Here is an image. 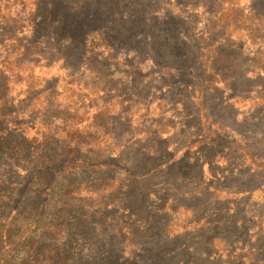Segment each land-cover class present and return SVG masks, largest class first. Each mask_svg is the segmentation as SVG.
Listing matches in <instances>:
<instances>
[{"label":"rangeland","instance_id":"obj_1","mask_svg":"<svg viewBox=\"0 0 264 264\" xmlns=\"http://www.w3.org/2000/svg\"><path fill=\"white\" fill-rule=\"evenodd\" d=\"M35 2L1 0L0 20L6 17L10 22L8 28L16 34L12 31L3 39L0 37V42L12 34L19 38L17 44L5 42L0 46V122H10L7 118L12 115L22 126L20 135L24 137L19 148L0 151V188L10 192L4 197L10 200L8 207H12L16 198L22 200L23 209L30 211L33 204H41L44 220L40 224L51 228L56 225L48 233L56 234L54 240H59L63 247L68 245L69 235L75 234L69 224L89 216V226L101 229L100 237L90 236L82 245L74 246L72 264H79L76 259L83 256L93 258L105 246L109 248L102 252L101 258L106 264L114 263L116 253L109 242L110 224L125 225L123 232L129 236L126 245L132 234L133 243L137 241L135 247L126 246L124 256H131L128 264H148L161 255L167 248L165 230H181L187 220L188 231L195 235L194 243L198 244H202L204 229H212L213 236L220 234L222 224H264V191L254 189L264 182V165L250 166L249 159L232 161L231 152L224 151L227 139L237 140L232 146L235 154L242 155L241 150L248 143L253 147L252 153L256 152L264 161V146L260 143L264 140V128L260 129L264 125L260 119V112L264 113V95L261 97L264 78L254 77L256 66L264 68V65L253 57L254 50L233 52L225 42L224 46L212 48L213 53L209 51L216 61L205 75L206 82L213 83L205 105L213 107L214 122L222 127L215 125L216 131L208 129L212 131L209 139L214 144L208 146L210 150L189 156L199 149L196 142L203 139L206 129L196 107L188 104L187 109L182 108L190 97V79H167L157 71L161 63L156 56L141 51V47L128 48L117 42L93 63H61L48 53L47 61L40 60L41 53L29 49L26 52L30 36L26 18ZM175 2L187 6L184 8L188 21L181 26L188 27L196 48L201 42L196 29L204 30L207 22L208 26L217 27L212 40H219L226 28L235 39L242 38L234 42L240 43L242 49L246 38H249L246 44L254 48L264 45L261 0H227L213 18L206 15L216 8L210 0H155L151 5L152 16L170 18L171 10L168 14L158 11ZM130 7L134 8L135 3L130 2ZM250 8L261 21L252 18ZM137 41L140 43L137 39L134 44ZM42 47L48 48L47 43ZM261 55L264 62V49ZM243 73L247 80L243 79ZM36 115L38 119L32 125L30 117ZM216 132L227 138L217 141ZM160 141L168 146L170 156H162ZM141 148L151 154L150 163L180 159L177 168L188 176V181L178 187L158 172L148 182L126 189L129 181L126 172L136 167L133 163ZM222 153L223 157H219ZM189 160H194L192 166ZM196 161L202 164V177L196 170ZM35 168L42 170L35 176L42 180V185L57 179L55 187L47 193L41 188L37 195L38 188H31L22 198L26 180L30 185L38 181L26 175ZM212 168L216 173L213 174ZM166 201L171 202L173 209H179L171 224H164L166 216L160 213ZM145 221L149 224H144ZM22 224H29V220ZM226 235L228 240L233 237ZM211 236L204 237L205 242ZM240 241L246 242L245 238ZM123 247L124 244L118 245L119 249ZM217 248L222 250L221 245L217 244Z\"/></svg>","mask_w":264,"mask_h":264},{"label":"trees","instance_id":"obj_2","mask_svg":"<svg viewBox=\"0 0 264 264\" xmlns=\"http://www.w3.org/2000/svg\"><path fill=\"white\" fill-rule=\"evenodd\" d=\"M255 1L257 0H252V2ZM261 1L264 2V0ZM130 2L135 3L134 8H129ZM154 2L155 0H36L34 5H32L28 18H26V29H29L30 34L27 38L28 46L26 52L29 49L35 53H41L40 60L45 59L47 57L46 53H48L55 55L56 61H60L61 63L70 62L78 65L76 63H93L101 59L102 54L108 53L111 45L116 42L120 45L124 44L128 48L141 47V51L158 58L161 65L158 66L157 71L162 73V76L164 75L167 79L172 78L171 81L176 79V77L190 79V86L188 85L190 97L187 99L188 102L182 105V108L185 109L186 105L188 108V104L196 107L195 110H198L200 119L204 122L206 129L203 139L196 142V144L200 145L199 149L194 153H189V156H193L195 153L202 155L205 150H210L208 146L214 145L210 142L209 136L212 135L211 132L213 130H217L213 129V127L219 125L214 122L213 107L210 109L205 105L208 96L207 92L211 90V86L213 85L210 81L206 82L205 75L207 72H210V68L215 65L216 61L211 54L214 52L212 48L224 46L225 42H227L229 46L227 48L233 50V52L236 50L239 53L241 51L246 53L249 50H254L252 51L253 57L264 65V62H262L263 55H261L264 45L254 48L252 45L246 44V40L249 39L246 38L244 39L245 42L241 44L243 46L242 49L238 45L240 43H234L242 38L235 39L226 28V30L223 29V36L219 40H212L211 36H214L217 27L215 24L213 27L208 26L207 22L204 24V30L201 28L196 29L197 37L201 40L199 47L196 48V43L193 41L191 33L188 32V27L183 28L181 26V24H186L188 21L184 8L187 6H182V4L176 2L170 6L168 3L158 12L168 14L169 10H171L169 12L171 14L170 18H162L163 16L159 15L153 17L151 5ZM210 2L216 8L209 10L206 15L208 18H213L219 15V10L225 5L227 0H210ZM249 11L254 14L253 19L261 21L252 8ZM8 21L6 17L0 20V37L2 39L4 35L15 31L8 28L7 24L10 23ZM15 34L10 35L9 38H5V40L0 42V46L5 42L11 44L16 42L17 44L16 40L18 36ZM38 35L43 36H41L39 41H36ZM137 39H140V43L137 41V44H134ZM229 40L234 44L230 43ZM44 43H47L48 48L42 47ZM210 50H212L211 53L209 52ZM172 71L173 73L170 74ZM242 76L244 80H247L246 73H243ZM254 77L264 78V68L256 66ZM205 83H207V86ZM217 83H220L219 78L217 79ZM183 88L187 89V87ZM263 95L264 90L261 93V97ZM193 96H196V98ZM262 104L264 105L263 102ZM218 108L216 107V109ZM7 119L10 122H0L1 152L17 149L21 146V142L24 141V137L20 135L22 134L20 131L22 126L15 122L12 115ZM37 119V115L30 117L32 125H34ZM260 119L264 122L263 112H260ZM8 124L13 126L9 128ZM219 126L222 127L221 125ZM263 128L264 125L262 124L260 129ZM208 129H212V131ZM214 136L217 141L227 138L218 132L214 133ZM227 142L224 143V151L226 153L231 152L232 158L230 160L244 162L249 159L251 160L250 163H252L250 166L255 167L254 164L257 163L260 167L264 165L262 158L257 156L256 152L252 153L253 147L249 146L248 143L242 148V155L238 156L235 154L236 152H233L232 147L238 141H229L227 139ZM260 143L264 146V140ZM160 144L163 146V148L161 147L162 156H170L168 146L164 145L162 141H160ZM189 145L191 147L195 143ZM187 149L188 143L185 147V150ZM150 155L146 149H140L139 157L133 163L136 167L126 172L129 179L128 188L126 187V189L148 182L147 179L154 177L158 172L166 177V181H171L178 187H183L184 183L188 181V176L184 172H181V169L178 170L177 168V165L181 164L179 162L180 159L176 161L168 159L162 164H160L159 160L157 163H154L155 160L150 163L148 157ZM219 155V157H223V153ZM193 161L189 160L188 164L192 166ZM212 163L213 161H211L209 166ZM201 168L202 164L196 161V170L198 171V175L202 177ZM210 170L213 171L215 168ZM40 173H42V170L35 168L29 170L26 175L30 176L33 180ZM214 173L216 172L213 171ZM253 173H255V170ZM36 179L38 180L39 177ZM56 181L57 179L50 181V183L44 186L42 185V180H38L36 184L32 185H30L29 180H26L22 198L29 193L31 188H38L35 193L36 195L41 188H44L43 193H47L51 190V187H55ZM168 186L170 185L168 184ZM254 189L264 191L263 180ZM9 194V191L0 188V264H72L75 257L74 246L82 245L84 239L90 236H93L94 239L100 237L101 229L94 228L93 225L89 226L88 221L90 217L85 216L79 222L76 220L77 223L73 225L69 224V229L73 228L75 234L69 235L68 245L63 247L59 240H54L56 234L51 236L48 233L55 230L56 225L51 228L45 224H40L44 220L43 206L41 204H33L30 211L25 208L23 209L22 200L16 198L12 207H8L10 200H5L4 197ZM36 195H34V198H36ZM169 198L170 196L167 197V200ZM125 200L128 201L127 196H125ZM6 207L10 209L6 210ZM180 208L182 207L180 206ZM178 212L179 209L172 208L171 202L169 204L167 201L164 202L160 209V213L166 216L164 224H171V219ZM26 220H29V224H22ZM136 221L141 223V220ZM144 224H149V222L145 221ZM184 224L185 226L181 230L174 229L172 231L168 230V232L165 230L164 241L167 242V248L165 252L155 256L148 264H262L264 261V246L263 248L260 247L263 244L262 242H264V224H222V227H219L220 234H214L213 236H211L212 229H204V237L211 236V238L209 242H205L206 239L203 237L200 240L202 244L194 243L196 238L193 237L195 235L192 232L188 231V220ZM110 225L111 230L109 233L112 234V237L109 242L115 249L114 253H116L113 264H128L131 256H124L126 246L135 247L137 241L133 243L134 235L132 234L130 241L126 245L129 236L123 232L125 225H122V223ZM36 232H41L42 234L39 236V234H35ZM227 233L229 235L233 234L231 240H228ZM72 236H75L73 241ZM242 238H245L246 242L240 241ZM120 244H124L122 249L118 248ZM217 244L221 245L222 250L217 248ZM106 248L108 249L109 246H105V248L101 247L99 254L94 255L91 259L83 256L81 260L76 259V261H80L77 262L79 264H106L105 259L101 258V254ZM108 261H112L111 252Z\"/></svg>","mask_w":264,"mask_h":264}]
</instances>
